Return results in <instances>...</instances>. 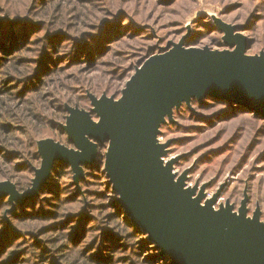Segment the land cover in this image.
<instances>
[{"label":"rangeland","instance_id":"obj_1","mask_svg":"<svg viewBox=\"0 0 264 264\" xmlns=\"http://www.w3.org/2000/svg\"><path fill=\"white\" fill-rule=\"evenodd\" d=\"M0 33V98L20 110L35 102L41 111L35 138L20 114L0 115L8 127L0 122V129L18 144L5 147L11 155L2 172L10 177L0 183L23 195L36 184L46 141L78 150L65 129L70 109L99 123L95 102L118 100L152 56L175 45L233 51L236 37L247 41L245 55L264 54V0H0ZM238 105L212 95L175 103L155 144L170 180L184 178L183 191L200 208L235 217L244 209L246 223L264 227V114ZM108 147L98 144L80 175L56 159L36 192L20 200L0 195V264H176L119 202L105 167Z\"/></svg>","mask_w":264,"mask_h":264},{"label":"water","instance_id":"obj_2","mask_svg":"<svg viewBox=\"0 0 264 264\" xmlns=\"http://www.w3.org/2000/svg\"><path fill=\"white\" fill-rule=\"evenodd\" d=\"M233 51H184L179 45L149 58L127 82L118 100L96 101L101 118L71 108L66 130L72 150L44 143L43 164L36 184L19 195L11 183H0L18 200L36 192L54 160H66L80 175V164L92 162L98 144L109 142L105 167L119 202L164 254L176 264H264V227L246 223L230 211L216 214L210 204L199 207L179 183L170 180L171 166L162 167L161 146L155 144L164 113L192 97L218 96L264 114V54L245 55L242 37Z\"/></svg>","mask_w":264,"mask_h":264},{"label":"trees","instance_id":"obj_3","mask_svg":"<svg viewBox=\"0 0 264 264\" xmlns=\"http://www.w3.org/2000/svg\"><path fill=\"white\" fill-rule=\"evenodd\" d=\"M50 9H51V7H50ZM55 10L58 13V10L59 11L61 10V6L60 5H58L57 7L55 6ZM20 69L21 68H19L17 70L18 71V74L19 75H22V76H25L26 73H27V71L24 72L23 69H21V70ZM6 88H8V89H6V93L5 94H7V95L9 94L10 101H12V97H14L15 94L13 92H11V90H12L11 88H9V87H6ZM5 101L6 100L0 98V115L8 116V117H15V116H19V114H20V117L22 119L21 122L26 126L27 131H29L28 133H32V134H29V138H33V137L35 138L37 131L39 129H41L40 128V124L42 122V120H41V111H40V108L38 107V105L35 102H31V106L30 107H26L25 109L20 110V106L17 105V106H14V108H12V106L9 105ZM224 102H226V101H224ZM238 107L240 109H246L242 105H238ZM4 125L5 124H3L1 122V126H3L4 129L7 130L8 127L6 128ZM9 138L10 137L6 134V131H4L3 129H0V177H4V178L10 177V176H8V174L2 172L3 171L2 170L3 169V165H5L4 160H8L9 159V156L11 155V153H8L7 152L6 148L7 149H10V150H13L12 147H18V144L16 142L15 143H12L11 141H9ZM18 186L20 188H22V184H18ZM109 191L111 192L110 189L108 190V192ZM3 202H4V200L1 201L0 204L3 203ZM128 224L131 227H135V226H133L134 224H132V222H130L129 220H128ZM57 227L58 226H56V228ZM135 228H136L137 231H140L141 230L140 227H135ZM3 235H6V233H3ZM163 258L165 259V261L170 260L168 256H163ZM83 263L84 264H95L96 261H95V259H91L90 262H89L86 259L85 261L83 260Z\"/></svg>","mask_w":264,"mask_h":264},{"label":"snow or ice","instance_id":"obj_4","mask_svg":"<svg viewBox=\"0 0 264 264\" xmlns=\"http://www.w3.org/2000/svg\"><path fill=\"white\" fill-rule=\"evenodd\" d=\"M6 39L3 33H0V42H3Z\"/></svg>","mask_w":264,"mask_h":264}]
</instances>
